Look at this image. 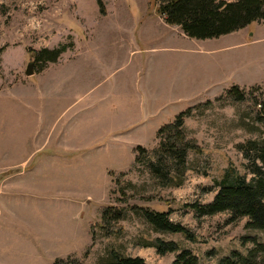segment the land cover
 <instances>
[{"label": "rangeland", "instance_id": "1", "mask_svg": "<svg viewBox=\"0 0 264 264\" xmlns=\"http://www.w3.org/2000/svg\"><path fill=\"white\" fill-rule=\"evenodd\" d=\"M100 2L0 0V264H107L111 250L170 264L175 252L145 246L156 238L200 264L247 253L264 230L190 205L210 202L230 166L253 177L239 145L264 144V23L201 40L166 24L156 0ZM43 48L64 51L34 63ZM233 86L247 98L227 96ZM189 107L184 132L204 152H189L173 187L137 147L152 155L158 128ZM131 205L171 209L195 240L154 230ZM104 207L125 209L121 234L96 226Z\"/></svg>", "mask_w": 264, "mask_h": 264}, {"label": "trees", "instance_id": "2", "mask_svg": "<svg viewBox=\"0 0 264 264\" xmlns=\"http://www.w3.org/2000/svg\"><path fill=\"white\" fill-rule=\"evenodd\" d=\"M101 3L100 0H97ZM157 12L168 25L178 26L187 36L195 39H211L230 34L248 27L254 22L264 23V0H156ZM64 51L63 48L32 51L34 63L54 62ZM227 96L238 101L247 98L246 91L239 86H233ZM260 105L264 108V102ZM192 108L179 112L174 120L162 125L156 132L157 143L153 149L154 158L145 148L137 147L138 160L147 154L148 168L152 175L170 181L173 187L181 185L179 172L186 166L189 152L201 154L204 149L196 139H191L184 132V122L191 115ZM259 120L264 123L262 113H258ZM250 150L245 145L239 149L248 160L246 164L253 177L248 180L247 174L240 173L230 166L221 181L213 199L199 205H190L198 215H214L229 211L231 220L248 217L245 227L264 230V144L252 142ZM250 145V146H251ZM131 210H139L147 223L156 231L181 233L188 239L195 237L186 226L169 219L171 209L158 211L149 207L131 205ZM122 208L112 211L111 207H104L101 219L96 226L102 230L104 236L119 235L123 231L117 222L123 218ZM94 235V229L92 228ZM160 255L176 253L170 264H200L199 258L190 250L180 248L173 240L156 238L151 245ZM53 264H77L75 260L55 259ZM107 264H147L140 256H127L115 250L109 252ZM219 264H264V242L255 245L243 254L233 251L223 257Z\"/></svg>", "mask_w": 264, "mask_h": 264}, {"label": "water", "instance_id": "3", "mask_svg": "<svg viewBox=\"0 0 264 264\" xmlns=\"http://www.w3.org/2000/svg\"><path fill=\"white\" fill-rule=\"evenodd\" d=\"M25 74L27 76H31L33 74V63L32 62H29L27 64V67H26V70H25Z\"/></svg>", "mask_w": 264, "mask_h": 264}]
</instances>
